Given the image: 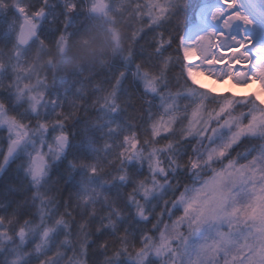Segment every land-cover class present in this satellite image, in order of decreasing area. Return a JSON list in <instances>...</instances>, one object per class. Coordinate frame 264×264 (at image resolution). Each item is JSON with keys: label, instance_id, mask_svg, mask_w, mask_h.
I'll list each match as a JSON object with an SVG mask.
<instances>
[{"label": "snow or ice", "instance_id": "snow-or-ice-1", "mask_svg": "<svg viewBox=\"0 0 264 264\" xmlns=\"http://www.w3.org/2000/svg\"><path fill=\"white\" fill-rule=\"evenodd\" d=\"M180 7L0 0V178L15 165L22 181L0 199V264H264V0H220L190 41L169 30ZM121 14L129 48L100 71L60 77L29 57L62 53L74 16Z\"/></svg>", "mask_w": 264, "mask_h": 264}, {"label": "clouds", "instance_id": "clouds-1", "mask_svg": "<svg viewBox=\"0 0 264 264\" xmlns=\"http://www.w3.org/2000/svg\"><path fill=\"white\" fill-rule=\"evenodd\" d=\"M132 20L121 14L116 21L95 17L87 21L79 35L70 39L62 53L51 49H37L29 54L36 62V69L51 72L55 76L65 77L82 69L100 71L114 58L126 54L130 44ZM117 27L120 33L119 44L112 39L111 28ZM54 56L50 66L47 60Z\"/></svg>", "mask_w": 264, "mask_h": 264}, {"label": "trees", "instance_id": "trees-1", "mask_svg": "<svg viewBox=\"0 0 264 264\" xmlns=\"http://www.w3.org/2000/svg\"><path fill=\"white\" fill-rule=\"evenodd\" d=\"M214 0H181V7L177 13L176 18H174L170 25L169 30H179L184 34L186 29L194 22L195 15L197 13L198 8L208 2H213ZM193 8H195V13L193 14ZM177 19L181 22L180 25H177ZM81 15L74 16L70 22L69 31L75 32L77 28H81L82 26L80 23ZM147 39V38H146ZM67 165V159L64 158L61 162L57 165H54L51 170V177L56 178L59 176L61 180L64 179L63 170L65 169ZM14 166L8 169V171L5 172L4 177L0 178V199L6 200L8 197H10V192H8L7 187H5L8 182L11 180V178L14 176ZM79 173H76L73 178H70L67 183L64 185L65 192H67L70 189H74L77 186Z\"/></svg>", "mask_w": 264, "mask_h": 264}, {"label": "bare ground", "instance_id": "bare-ground-1", "mask_svg": "<svg viewBox=\"0 0 264 264\" xmlns=\"http://www.w3.org/2000/svg\"><path fill=\"white\" fill-rule=\"evenodd\" d=\"M218 6H220V0H216L213 7L216 8ZM214 23L215 22L211 20L209 10H202L199 13V18H198V26L199 27H201L205 30H210V26ZM248 35L250 37H252V43L255 44L257 47L262 42L257 33L249 31ZM191 62L192 63H198V60L194 57L193 61H191ZM237 67H239V66H237ZM197 80L200 84H203L205 86V88L213 89L217 93L235 92L238 95H246L249 93L259 91V82L249 84L247 87H244V88H240V87L234 86L233 82H231V81L226 80L223 82H217L214 79H212L206 75H202V77L197 78Z\"/></svg>", "mask_w": 264, "mask_h": 264}, {"label": "rangeland", "instance_id": "rangeland-1", "mask_svg": "<svg viewBox=\"0 0 264 264\" xmlns=\"http://www.w3.org/2000/svg\"><path fill=\"white\" fill-rule=\"evenodd\" d=\"M215 2H216V0L214 2H211V3L210 2L204 3L198 8L197 13L195 15L194 22L186 29V31L183 34L189 41L191 40L192 37H194L198 34H203V32L206 31L205 29L198 26L199 13L202 10L214 9L215 7H213V6H214ZM201 77H202V75H200V74L197 75V78H201ZM225 94H227V93H225ZM73 155H74V153L72 151H70L68 156L66 157V159L67 160L70 159ZM13 166L15 168V165H13ZM51 178L52 177H51V173H50V179ZM13 185H15L17 188L22 187L21 178L19 176H17L15 173H14V176L11 178V180L8 182V184L5 186V187H7L8 192H10V194H11L10 197H8L6 200H12V199L17 198V195L13 194V192L11 190Z\"/></svg>", "mask_w": 264, "mask_h": 264}, {"label": "water", "instance_id": "water-1", "mask_svg": "<svg viewBox=\"0 0 264 264\" xmlns=\"http://www.w3.org/2000/svg\"><path fill=\"white\" fill-rule=\"evenodd\" d=\"M215 4V3H214Z\"/></svg>", "mask_w": 264, "mask_h": 264}]
</instances>
